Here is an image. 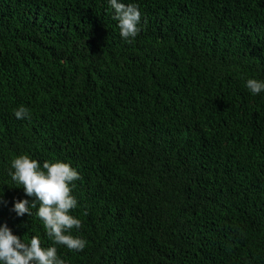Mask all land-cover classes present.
Here are the masks:
<instances>
[{"label": "trees", "instance_id": "trees-1", "mask_svg": "<svg viewBox=\"0 0 264 264\" xmlns=\"http://www.w3.org/2000/svg\"><path fill=\"white\" fill-rule=\"evenodd\" d=\"M121 2L129 40L108 0H0V226L65 264H264V0ZM20 155L79 173L82 251L13 210Z\"/></svg>", "mask_w": 264, "mask_h": 264}, {"label": "clouds", "instance_id": "clouds-1", "mask_svg": "<svg viewBox=\"0 0 264 264\" xmlns=\"http://www.w3.org/2000/svg\"><path fill=\"white\" fill-rule=\"evenodd\" d=\"M114 10L113 19L118 21L120 36L129 40L135 38L140 31L138 25L141 12L136 4H125L121 0H108ZM246 87L253 95L264 91V81L247 79ZM17 119H25L29 111L21 106L14 111ZM11 179L22 185L24 194L35 197L29 205L28 200L14 203L13 210L17 216L31 215L30 206L39 207L36 215L43 222L47 235L54 245L67 247L69 250L82 251L86 241L73 236L72 229H80L81 221L70 215L77 207V200L72 196V183L80 179L79 173L70 164L64 162H44L42 167L35 159L20 155L11 161ZM87 214V213H85ZM0 264H65L57 255V247L41 246L39 237L32 236L30 243L13 235L5 225L0 226Z\"/></svg>", "mask_w": 264, "mask_h": 264}]
</instances>
